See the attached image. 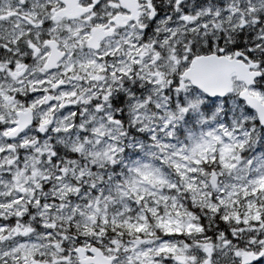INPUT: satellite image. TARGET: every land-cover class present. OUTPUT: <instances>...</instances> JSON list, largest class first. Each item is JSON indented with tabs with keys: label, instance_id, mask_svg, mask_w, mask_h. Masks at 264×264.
Wrapping results in <instances>:
<instances>
[{
	"label": "snow or ice",
	"instance_id": "1",
	"mask_svg": "<svg viewBox=\"0 0 264 264\" xmlns=\"http://www.w3.org/2000/svg\"><path fill=\"white\" fill-rule=\"evenodd\" d=\"M0 264H264V0H0Z\"/></svg>",
	"mask_w": 264,
	"mask_h": 264
}]
</instances>
